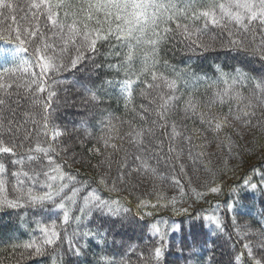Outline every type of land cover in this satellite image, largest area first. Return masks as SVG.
<instances>
[{
	"label": "trees",
	"instance_id": "obj_1",
	"mask_svg": "<svg viewBox=\"0 0 264 264\" xmlns=\"http://www.w3.org/2000/svg\"><path fill=\"white\" fill-rule=\"evenodd\" d=\"M178 2L183 6L188 4L189 0H178ZM13 3L17 7L11 14L17 17L18 22H21V18L28 14L31 0H13ZM204 3L206 0H193L194 7L202 6ZM4 12L5 15H9L7 10ZM178 19L181 24L187 23L190 27L203 25V21ZM40 23L43 28L45 20L41 19ZM168 26L173 31L160 45L158 57L160 64L157 71L167 76L180 73V93L185 95L192 93L203 102L217 87H223L222 72L236 75L235 69H239L241 73L250 78L264 77V62L229 45L230 38L227 36V31L236 34V28L232 25L222 28L209 23L202 37L204 43L211 45L208 51L191 45L181 31L176 29L175 22ZM51 31L48 35H51ZM50 42L57 45L60 43L58 38ZM13 48L14 45L0 41V67L18 63L14 56L34 60L32 56L34 45L29 47L26 55L12 54V57L5 59V55ZM125 51L126 49L118 45L115 39L100 42L97 52L89 53L88 58L76 69L69 68L47 75V84L51 86L49 90L56 93L49 108L47 136L41 131L43 108L33 106V93H26L24 89H19V94L11 98V106L16 110V120L21 125L19 131L16 132V142L22 144L23 147L17 149L18 156L0 154V162L6 165L5 175L10 182L9 195H14L11 191V185L15 184V179L11 176L13 171L23 170L34 175L35 172L42 173L47 170L48 165L42 154H39V161L30 162L27 160L28 153L25 150L34 148L37 143L47 146L53 131L62 133L53 143V147L60 153L57 162L63 163V171L74 177L71 182L67 179L63 181L69 184V188L65 189L62 195H71L72 188H78L80 191L76 197V205L71 206V218L67 224L63 223V210L51 202H47L43 207L0 209V264H107L109 260L124 261L125 264H251L246 250L242 247L244 241L236 235V228H240L242 232L251 229L253 233H258L250 234L244 240L252 242L253 251L258 258L264 256V251L257 247V245L264 244V135H261L258 129L242 130L243 139L233 134V138L239 144V147L233 150L235 154L231 157L226 155L223 160L209 157L212 161L209 165L211 172H205L199 165L192 166L187 157L188 146L182 138L175 141L177 147L185 149L187 158L183 157V163L187 167L188 176L192 178L191 187L201 192H207V188L214 185H219L221 189L218 194H207L203 199L196 201L185 181L188 195L184 198V202L178 203L176 207L177 209L188 208L187 213L173 212L170 206L138 207L140 199L156 203V196L152 194V181L143 187L138 184L133 175L131 178L126 177L128 182L125 184L117 182L118 191H109L117 175L116 161L123 162V158L127 156V171L132 163H136L134 154L137 150L128 143L127 137L116 141L122 145V149L112 158L113 164L108 175V186L99 184L100 177L104 175L100 170L103 166L93 167V165H97L104 157L90 152L89 149L100 147L101 151H104L98 141L102 122L111 117L114 122L116 118H119L121 122L131 120L137 125L142 123L139 117L129 110L132 105H129V109L125 108V96L121 91L122 82L126 79L133 80L132 103L137 108L141 103L147 106V101L140 96V92L144 89L143 81L151 82V79L141 75L140 80H136V75L141 69L140 58L138 56L129 68L123 63ZM1 52L5 57H1ZM115 52H120L121 56H116ZM164 61H167V66L164 65ZM97 65L99 67H96ZM110 65H119V68L110 67ZM32 70L39 73L38 67ZM109 81L111 83H108ZM248 85L251 87L250 81ZM152 92L155 95V90ZM70 93L79 97L80 101L75 104L77 107H72L68 100H64ZM92 93L96 94L95 100L92 99ZM47 94V91L40 94L39 99L47 101ZM227 110L225 107L223 112L226 113ZM220 111L218 105L213 106V113ZM26 112L33 114L38 122L36 125H33L31 119L27 123L24 122ZM61 115H64L67 121L61 120ZM257 116L264 121V116L260 114L259 109ZM170 120H175L178 126H186L181 130L188 134H191L193 129L198 130L194 136L196 144L215 142L217 139L206 125H202L194 118L185 120L183 113L179 110L170 117ZM253 123L256 121L254 120ZM68 127H70V133L76 134V140L69 142L65 140L68 136L66 129ZM118 127L121 136L130 130L127 123H118ZM157 136H160L159 131ZM81 138L83 140L80 142ZM223 140L224 137L214 144H218V147L227 154L226 148L221 144ZM164 147L165 154H167V140H165ZM63 148H67V152L62 151ZM211 149L209 146L206 151L210 153ZM21 156L24 157L22 166L12 163V160L19 159ZM70 156L74 159H70ZM226 159L228 160L227 168L224 166ZM174 162L161 160L158 165L159 171L171 175L173 172L171 164ZM175 171L179 173L178 166ZM21 179L25 180V187L33 186L36 191L47 190L43 187L45 177L42 174L35 177L34 185L31 180L24 177ZM246 180L250 184H257L258 187L251 188L250 184H245ZM59 183L57 182V186ZM156 184L169 198L178 196V190L170 183L165 182L160 185L157 181ZM93 189L102 199L119 201V206L128 211L122 212L119 216H113L97 209L82 214L79 208L83 205V198ZM57 203H59V198ZM228 204L234 205L233 210H228ZM147 212H151L152 216L145 215ZM198 212L202 215L219 214L223 220L224 231L220 232L215 225L203 220L193 223V217ZM77 216L81 217L79 221L75 219ZM233 217H235V225ZM53 221L56 222L57 230L60 232V240L54 248H48L45 255L29 258L23 248H16L13 251V245L23 244L32 239L37 241L42 239L37 222L50 225ZM152 225H159L163 237L152 233L150 230ZM177 225L181 226L182 230H176ZM84 233L91 234L84 235ZM156 247H161L163 250V255L159 260L153 254ZM76 248L79 249V254H76ZM241 252L244 256L241 261L237 262L235 257Z\"/></svg>",
	"mask_w": 264,
	"mask_h": 264
},
{
	"label": "snow or ice",
	"instance_id": "obj_2",
	"mask_svg": "<svg viewBox=\"0 0 264 264\" xmlns=\"http://www.w3.org/2000/svg\"><path fill=\"white\" fill-rule=\"evenodd\" d=\"M16 7L13 0H0V41L14 45L11 50L12 54L26 55L29 47L34 45L32 52L34 60L14 56L18 63L0 67V154L18 156L17 149L23 147L22 144L16 142V132L19 131L21 125L17 122L16 110L10 103L11 98L19 94V89H24L26 93H33V106H42L44 115L41 131L47 136L49 108L56 95L55 92L49 90L51 86L47 84V75L69 68L76 69L88 58L89 53L97 52L100 42H107L110 39H115L118 45L126 49L123 53V63L129 68L139 56L141 69L136 75V80L139 81L140 76L143 75L150 77L151 82L143 81L144 89L141 90L140 96L147 101V106L141 103L139 108L132 103L134 81L126 79L122 82L121 91L125 96V108L129 109V105H132L129 110L135 113L142 123L137 125L131 120L121 122L119 118H116L114 122L109 117L102 122L101 135L98 137L104 151L102 152L100 147L89 149L90 152L104 157L93 167L107 168L108 171L99 179V184L105 187L108 186V175L113 164L112 158L122 149V145L116 141L127 137L128 143L137 150L134 154L135 166L129 171H125L128 168L127 156L123 158V162L116 161L117 175L109 191H118L117 182L125 184L128 182L126 177L131 178L133 173H137L145 180L153 182L152 194L156 196V203L140 199L137 206L153 208L170 206L176 213L189 211L188 208L177 209L176 207L178 203H183L188 195L185 181L196 201L203 199L207 194L220 192L219 185L208 187L207 192L191 187L192 178L188 176L187 167L183 163L185 149L177 147L175 141L179 138L183 139L188 146V160L193 165L202 167L205 172L212 171L209 167L212 163L209 158L211 154L206 151L210 142L194 143V136L198 130L193 129L192 133L188 134L181 130L186 126H178L175 120H170L177 110L183 113L185 120L194 118L202 125H206L214 137H219L223 133L224 140L221 144L226 148L229 157L233 155L234 148L239 147L233 134L243 139L242 130L258 129L261 135H264V121L257 116L258 109L264 116V77L250 78L241 73L239 69L234 70L236 75L222 72L223 87H217L212 95L202 102L192 93L187 95L180 93V73L167 76L157 71L160 64L158 58L160 45L173 31L168 26L173 22H175L176 29L181 31L191 45L203 51H208L211 47L202 39L209 23L222 28L232 25L236 28V34L227 31V36L230 38L229 45L264 62V0H206V3L199 7H194L193 0H189V3L183 6L178 0H75V3L73 0H31L28 14L21 18V22H18L17 17L11 14L15 12ZM4 10H7L9 15H5ZM178 18L203 21V25L190 27L187 23L181 24ZM41 19L45 20L43 28L40 23ZM49 31L51 35H48ZM56 38L59 39V45L50 42ZM246 40L247 43H245ZM115 55L119 57L121 53L115 52ZM66 59L67 63H65ZM163 63L167 66V61ZM34 67L39 68V73L32 70ZM110 67L119 68V65H110ZM248 81L251 82V87ZM152 90H155V95ZM45 91L48 93L47 101H41L39 95ZM92 99H96L95 93H92ZM181 103L182 106H180ZM215 105L220 107V112H212ZM225 107L228 109L226 113L223 112ZM24 116L25 123L29 119L33 125L38 123L32 113L26 112ZM254 120L256 123H253ZM118 123H127L130 126V130L123 136L120 134ZM158 131L159 137L157 136ZM59 135L62 133L53 131L47 146L37 143L34 148L25 150L28 153L27 160L30 162L39 161V154H42L48 168L42 173L35 172L34 175L23 170L13 171L11 176L15 179V184L11 185V191L14 195H9L10 182L5 175L6 165L0 162V209L43 207L47 202H51L63 210V223L69 222L71 206L76 205V197L80 189L72 188L71 195H62L65 189L69 188V184L63 181L67 179L71 182L74 177L63 171V163L57 162L60 153L53 147V143ZM165 140L168 141L167 154H165ZM62 151L67 152V148H63ZM161 160L175 161L171 164L173 169L171 175L159 171L158 165ZM12 163L22 166L24 157L12 160ZM177 166L179 173L175 171ZM224 166L225 168L228 166L227 159L224 161ZM41 174L45 177L43 187L47 189L46 191H36L33 186L25 187V180L21 177L31 180L34 185L35 177ZM157 181L160 185L165 182L170 183L178 190V196L169 198L158 188ZM57 182H60L59 186ZM245 184L249 185L250 182L246 180ZM250 187L256 189L258 185L250 184ZM58 198L59 203H57ZM227 207L231 211L234 205L228 204ZM92 209L106 211L113 216H119L122 212L128 211L119 206V201L102 199L95 189L83 198V205L79 211L82 214L86 211L90 213ZM145 215L152 216V213L147 212ZM75 219L79 221L81 217L77 216ZM197 220L206 221L215 225L220 232L224 231L223 220L219 214L202 215L198 212L192 222L195 223ZM235 223V217H233V224ZM37 227L40 229L42 239L39 241L32 239L23 244L13 245V251L16 248H23L29 258H35L45 255L48 248H54L60 240L56 222L53 221L50 225L37 222ZM150 230L154 235L160 234L163 237L159 225H152ZM176 230H182L181 226L177 225ZM235 231L236 235L244 241L242 247L246 250L251 264H264V256L258 258L253 251L252 242L244 240L246 236L258 233H253L251 229L242 232L240 228H236ZM90 234L84 233V235ZM257 247L264 251V244L257 245ZM75 252L79 254V249L76 248ZM153 254L159 260L163 255L162 248L156 247ZM243 256L244 253L241 252L235 260L239 262ZM107 264H125V262L109 260Z\"/></svg>",
	"mask_w": 264,
	"mask_h": 264
},
{
	"label": "rangeland",
	"instance_id": "obj_3",
	"mask_svg": "<svg viewBox=\"0 0 264 264\" xmlns=\"http://www.w3.org/2000/svg\"><path fill=\"white\" fill-rule=\"evenodd\" d=\"M6 57H12V52L10 51V53H8V54H6L5 55ZM5 56H3V54H2V52H1V57H5ZM1 59H3V58H1ZM65 101H67L68 100V102L71 104V106L72 107H74V106H76L75 104L76 103H78L79 101H80V99H79V97L78 96H76L75 94H72V93H70V95L66 98V99H64ZM72 102V103H71ZM77 107V106H76ZM62 116V115H61ZM61 120H64V121H67L66 120V118L64 117V115L61 117ZM67 130H68V132H67V135L68 136H66V141H73V140H76V134L75 133H70V127H68V128H66ZM224 137V134L223 133H221V135L219 136V137H216L217 139L215 140V142L216 141H219L221 138H223ZM83 139L81 138L80 139V142L82 141ZM86 140V139H85ZM215 142H213V141H210V144H209V146H210V148H212L211 150H210V154H211V158H213V159H215V160H223V158L225 157L226 158V155L227 156H229V153H227V154H225L224 153V151H222V149L221 148H219L218 147V144L216 145V144H214ZM67 143V142H66ZM125 144L127 143V142H124ZM216 145V146H215ZM209 146H208V148H209ZM134 148V147H133ZM235 153H233V155H234ZM70 159H74L72 156H70L69 157ZM184 158H187L185 155H184ZM191 163V162H190ZM73 164H75V162L73 163ZM191 165L192 166H196V165H193L192 163H191ZM135 166V163H132L130 166H129V170L132 168V167H134ZM102 169H100V170H102L103 172V174H105V172H107L108 170H107V168L106 167H101ZM125 171L127 172V169H125ZM190 172H192L193 173V170H191L190 169ZM134 177H135V179L138 181V184L139 185H141V186H143V187H145L147 184L149 185V181L150 180H145L143 177H141V176H139L137 173H133L132 174ZM133 176H131V177H133ZM131 181V180H130Z\"/></svg>",
	"mask_w": 264,
	"mask_h": 264
}]
</instances>
